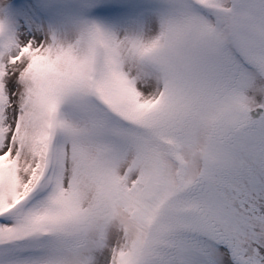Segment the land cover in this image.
<instances>
[{
  "label": "snow or ice",
  "instance_id": "snow-or-ice-1",
  "mask_svg": "<svg viewBox=\"0 0 264 264\" xmlns=\"http://www.w3.org/2000/svg\"><path fill=\"white\" fill-rule=\"evenodd\" d=\"M0 264H264V0H0Z\"/></svg>",
  "mask_w": 264,
  "mask_h": 264
}]
</instances>
